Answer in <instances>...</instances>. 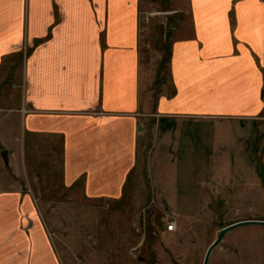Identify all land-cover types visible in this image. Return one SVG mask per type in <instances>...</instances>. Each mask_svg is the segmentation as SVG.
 <instances>
[{
	"label": "crops",
	"instance_id": "crops-1",
	"mask_svg": "<svg viewBox=\"0 0 264 264\" xmlns=\"http://www.w3.org/2000/svg\"><path fill=\"white\" fill-rule=\"evenodd\" d=\"M172 1L171 83L155 108L142 65L141 18L150 0H0V101L25 75L20 106L1 108L6 162L13 142L20 148L24 135L45 136L62 154L64 184L80 185L88 198L118 200L150 184L156 205L199 207L218 186L263 191L264 0ZM14 117L20 127L9 136ZM181 152L220 160L202 194L170 190L196 170ZM9 210L17 233L1 225ZM25 210L36 225L18 231ZM43 227L31 197L0 189V264H59Z\"/></svg>",
	"mask_w": 264,
	"mask_h": 264
},
{
	"label": "rangeland",
	"instance_id": "rangeland-1",
	"mask_svg": "<svg viewBox=\"0 0 264 264\" xmlns=\"http://www.w3.org/2000/svg\"><path fill=\"white\" fill-rule=\"evenodd\" d=\"M150 1L152 5L144 8L141 18L142 65L144 88L151 92L154 106L159 90L163 88L165 93L171 83V36L178 15L174 11L178 9L169 7L172 0ZM27 57L25 51L24 65ZM24 85L25 75L10 84L7 95L2 96L5 100L0 101V114L1 108L20 106ZM16 120L14 117L6 125L9 136L20 127ZM21 138L20 148L17 143L11 144L14 149L11 164L2 154L5 150H0V189L19 188L33 199L59 264H203L208 248L225 226L246 219L264 220V188L255 192L245 186H218L212 195L205 192L206 174L218 167L220 161L207 155L181 152L179 160L188 161L196 170L182 174L180 181L170 187L171 191L179 189L183 193L194 187L200 194L205 192L208 197L203 196L201 206H160L149 201L153 191L148 173H143L140 181L149 185H143L142 191L127 189L122 199L85 197L80 185L72 188L64 184L62 154L59 156L51 148L48 138L39 136L41 142H34L29 135ZM233 161L238 166L241 160ZM205 167L206 172L199 170ZM247 178L254 180L253 174H247ZM242 179L241 175L239 180ZM136 182L134 178L131 181ZM158 202L171 204L174 200ZM13 212L5 213L7 221L1 225L17 233ZM31 214L30 210L18 214L23 216L17 223L18 231L27 232L35 227L36 223L28 219L35 217ZM169 220L177 222V231H167ZM209 264H264V226L248 225L229 232L213 251Z\"/></svg>",
	"mask_w": 264,
	"mask_h": 264
},
{
	"label": "water",
	"instance_id": "water-1",
	"mask_svg": "<svg viewBox=\"0 0 264 264\" xmlns=\"http://www.w3.org/2000/svg\"><path fill=\"white\" fill-rule=\"evenodd\" d=\"M5 160H8L7 156V151L2 152ZM150 211H153V207H150ZM248 225H261L264 226V220H258V219H246V220H241L235 223H232L230 225L225 226L220 232L218 237L214 240V242L210 245V247L207 250L205 259L203 264H209L211 255L213 251L224 241L225 236L231 232L232 230L238 228V227H243V226H248Z\"/></svg>",
	"mask_w": 264,
	"mask_h": 264
},
{
	"label": "built area",
	"instance_id": "built-area-1",
	"mask_svg": "<svg viewBox=\"0 0 264 264\" xmlns=\"http://www.w3.org/2000/svg\"><path fill=\"white\" fill-rule=\"evenodd\" d=\"M166 229L169 232L177 231L178 229L177 222L175 220H169L166 224Z\"/></svg>",
	"mask_w": 264,
	"mask_h": 264
}]
</instances>
